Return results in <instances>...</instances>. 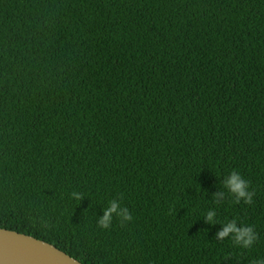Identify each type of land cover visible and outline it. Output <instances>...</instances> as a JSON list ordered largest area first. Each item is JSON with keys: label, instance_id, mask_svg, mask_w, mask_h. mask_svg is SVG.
I'll list each match as a JSON object with an SVG mask.
<instances>
[{"label": "trees", "instance_id": "trees-1", "mask_svg": "<svg viewBox=\"0 0 264 264\" xmlns=\"http://www.w3.org/2000/svg\"><path fill=\"white\" fill-rule=\"evenodd\" d=\"M0 228L82 264L264 256V0H0Z\"/></svg>", "mask_w": 264, "mask_h": 264}, {"label": "clouds", "instance_id": "clouds-1", "mask_svg": "<svg viewBox=\"0 0 264 264\" xmlns=\"http://www.w3.org/2000/svg\"><path fill=\"white\" fill-rule=\"evenodd\" d=\"M223 186L228 189L229 193L236 197V203L244 201L246 203H252L253 194L249 191L248 182L236 171H233L228 175L223 182ZM72 198L80 201L83 196L80 192H72ZM220 194H217V198ZM118 216L123 220H130L131 216L128 209L121 206V203L117 199H112L108 203V207L104 209L103 216L99 219L98 225L102 229H109L113 223V217ZM217 213L209 211L206 214L207 222L211 225H215L218 221L216 219ZM222 225V230L217 233L218 240H230L234 247L240 250H252L259 240V235L255 228L249 224L243 223L238 219L231 221H219ZM251 264H264V256L254 258Z\"/></svg>", "mask_w": 264, "mask_h": 264}, {"label": "water", "instance_id": "water-1", "mask_svg": "<svg viewBox=\"0 0 264 264\" xmlns=\"http://www.w3.org/2000/svg\"><path fill=\"white\" fill-rule=\"evenodd\" d=\"M0 264H82L56 246L0 228Z\"/></svg>", "mask_w": 264, "mask_h": 264}]
</instances>
